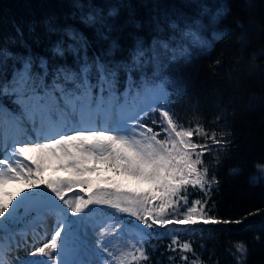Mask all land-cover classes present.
<instances>
[{"label":"trees","instance_id":"16d2710c","mask_svg":"<svg viewBox=\"0 0 264 264\" xmlns=\"http://www.w3.org/2000/svg\"><path fill=\"white\" fill-rule=\"evenodd\" d=\"M76 33L95 37L89 64L101 56L109 66L131 64L139 41L142 68L131 81L121 70L115 94L143 81L161 84L165 93L152 103L156 108H166L185 127L199 123L215 130L225 141L204 155L208 179L214 180L207 194L190 187L188 198L206 201L210 216L240 223L142 225L149 257L142 264H184L181 255L188 264H264V0H0V85H11L25 62L30 74L49 86L59 69L78 72L83 61L68 50ZM57 45L62 56L54 51ZM57 82L75 88L63 75ZM89 83L97 84L95 75ZM2 102L12 103L6 97ZM153 119L159 120V113L141 116L140 122L160 132ZM86 211L108 227L113 212L104 205ZM119 214L123 224L134 226ZM173 235L192 251L172 252ZM241 244L244 256L236 251Z\"/></svg>","mask_w":264,"mask_h":264},{"label":"snow or ice","instance_id":"6c2138e0","mask_svg":"<svg viewBox=\"0 0 264 264\" xmlns=\"http://www.w3.org/2000/svg\"><path fill=\"white\" fill-rule=\"evenodd\" d=\"M90 22L89 18L86 23ZM94 43V36L76 33L72 41L74 46H69L68 50L76 54L77 60L82 59V66L78 72L71 74H66L65 69L57 70L50 86L44 83L43 77L30 74V62H25L24 70L13 77L11 85H0V102L6 97L19 105L23 113L31 115L50 111L54 106L59 110L53 93L60 94L64 109L69 110L66 114L61 111L63 120L60 123L38 133L36 141L39 142L13 140L10 152L8 145L4 144L3 158H0V227H3L4 221L16 216V209L28 200L29 194L19 200L16 197L25 188L43 191L41 185L50 190L45 193L49 202L58 199L68 205V208H61L65 214L70 210L73 215H79L89 205L99 204L135 217L145 229L189 226L201 221L203 224L240 223L208 215L206 201L192 200L189 203L190 187L207 194L214 182L208 179V168L204 166L203 158L205 153L213 151V146L225 143L217 137L215 130H207L199 123L185 127L177 123L169 110L153 108L151 103L136 113L121 114L114 128L92 123L93 111L101 110L109 99H117L115 87L118 73L121 70L127 72L131 81L132 73L142 68L140 58L144 56L138 41L131 64L109 66L107 62L101 63L102 56L89 64L87 52ZM54 51L61 56L64 54L60 45ZM81 51L85 53L82 58L79 56ZM45 65L42 60L41 67L46 76ZM61 75L65 82L71 81L74 90L57 82ZM92 75L96 76V85L89 83ZM94 87L99 88L98 96L92 94ZM12 97L15 99L12 100ZM152 113H159V120L153 119L152 124H159L160 132L140 122L141 116L148 118ZM76 115H79V120L70 127L69 118ZM161 133L164 134L163 139L158 138ZM46 169L61 170L63 175L45 178L43 173ZM102 171L111 175L101 177L99 173ZM100 181L104 182V187H101ZM10 182H23L24 187L15 193L4 192V186ZM73 186H83L90 195L87 199L77 195L74 202L66 199L65 192L71 191ZM182 207L184 211L180 210ZM100 227L96 253L104 264H142L149 259L143 238L120 249H116L115 245L108 246L109 242L104 238L122 231L118 221L111 229L103 224ZM72 244V233L66 229L61 217L49 242L36 248V253L48 259L36 264H79L70 259ZM168 247L172 252L192 251L190 243H181L175 235ZM236 251L241 256L247 253L242 244L237 246ZM180 259L188 264L186 255H181ZM0 264L9 262L0 257ZM192 264H197V261Z\"/></svg>","mask_w":264,"mask_h":264},{"label":"rangeland","instance_id":"374dc122","mask_svg":"<svg viewBox=\"0 0 264 264\" xmlns=\"http://www.w3.org/2000/svg\"><path fill=\"white\" fill-rule=\"evenodd\" d=\"M146 85L149 87L148 83L141 84L139 89L133 88L131 91L126 90L124 93L121 94L120 98L118 99L120 102V107H118V110L113 109L111 106L112 101L108 105H104L101 110L93 111L91 113V120L92 123L97 125V120L100 119V126L107 128H114L117 124V122L120 120L121 114H130L131 111L128 109V103L132 106L135 104L134 101H137L138 103L134 105V111L137 112L141 107H145L147 103H153L155 99H158L162 96L163 93V85L158 84V86L154 87L155 90H149L147 91V95H141L138 96L141 92V86ZM159 88V89H156ZM150 94V95H149ZM134 100V101H133ZM160 100V99H159ZM54 101L58 104L59 109L61 107V110L58 111L57 107H53L52 109L57 110V117L55 116V119L53 121L51 112L50 115H46V118H40L38 120H35L34 123L29 122L25 117H23L21 114L13 115V117H8L6 119L5 125H2L0 127V158H3V146L4 144L8 145V151H11V145L13 139H19V141H36V137L40 131H46L49 127L54 126L58 123H60L63 120V116L61 115V111H64L65 114L69 110L64 109L63 101H56L54 98ZM158 101V100H157ZM157 102L152 104L153 108H156ZM95 108V106H93ZM51 109V110H52ZM109 112V113H108ZM111 115V117H109ZM111 119L112 122L110 125L108 124V119ZM70 123L69 126H75V121L79 120V115H76L75 117L69 118ZM21 124V125H20ZM131 126V122H130ZM18 131V132H16ZM127 134V133H123ZM22 137L25 138V140H22ZM39 142V141H36ZM45 178H53L57 175H63V172L61 170L53 171L51 169H46L43 173ZM101 177L111 175L110 173L102 171L99 173ZM101 187H104L103 181H100ZM24 187L23 182H10L9 184L4 186L3 191L9 192V193H15L20 188ZM82 189L78 186H73L71 191L65 192V198L70 201H75L77 198V195L79 196H85L84 199H87L90 195L89 192L84 191V187L81 186ZM40 189H43V191L46 190L45 186L41 185ZM38 190V189H37ZM39 191V190H38ZM25 194H28L26 191L21 192L20 196H17L16 199L19 200L20 197L25 196ZM155 203V202H154ZM28 204V203H27ZM26 201L22 203L17 209H16V215L19 216L20 211H23L25 208H27ZM93 206H100L99 204H93ZM105 208L108 209L110 212H118L116 209L104 205ZM68 208V206H66ZM183 208V207H182ZM26 210V209H25ZM124 215L125 218L131 220V224L133 225H142L140 221H137L135 217H131L126 213H121ZM37 219L39 220L37 225H41V230L44 232L45 240L42 241L40 244H37L34 249L28 254H23L20 257H16L15 259L8 260L9 264H36V262L47 260L48 257L43 256L40 253H36L37 247H43L45 243H48L50 240V236L53 233L57 221L63 217V214L61 213L60 207H54L49 209L48 211L41 213L40 215H36ZM79 217V216H78ZM78 217L75 218L72 214V220L70 219L71 223L73 224V227L78 226ZM64 222V221H63ZM141 224H140V223ZM66 227L67 224L64 222ZM26 228H30L34 231L35 225H29ZM79 231V228L77 229ZM22 231L24 229L19 231H13L7 233V235H1L0 237V249L6 246V244H9L13 242L14 240H17L22 235ZM101 231V227L98 222L95 221V219L87 218L85 223L82 224L80 227V232L83 233V239L81 238V243H78L77 241L73 240V244L71 245V255L70 259L79 262V264H104V261L101 259L99 255L96 253V247L98 246L97 240L99 238V233ZM122 239L125 242H129L134 239L133 235L130 232H123ZM110 244V241L107 240ZM63 243V242H62ZM35 253V255H33Z\"/></svg>","mask_w":264,"mask_h":264},{"label":"water","instance_id":"95a60500","mask_svg":"<svg viewBox=\"0 0 264 264\" xmlns=\"http://www.w3.org/2000/svg\"><path fill=\"white\" fill-rule=\"evenodd\" d=\"M34 204L37 205V209L42 210L54 204V202H49L46 197H34Z\"/></svg>","mask_w":264,"mask_h":264}]
</instances>
